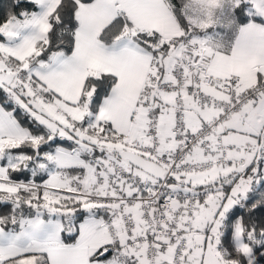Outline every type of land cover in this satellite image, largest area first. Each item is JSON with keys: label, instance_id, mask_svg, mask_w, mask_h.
Masks as SVG:
<instances>
[{"label": "snow or ice", "instance_id": "6c2138e0", "mask_svg": "<svg viewBox=\"0 0 264 264\" xmlns=\"http://www.w3.org/2000/svg\"><path fill=\"white\" fill-rule=\"evenodd\" d=\"M0 264H264V0H2Z\"/></svg>", "mask_w": 264, "mask_h": 264}, {"label": "trees", "instance_id": "16d2710c", "mask_svg": "<svg viewBox=\"0 0 264 264\" xmlns=\"http://www.w3.org/2000/svg\"><path fill=\"white\" fill-rule=\"evenodd\" d=\"M0 2H2V0H0Z\"/></svg>", "mask_w": 264, "mask_h": 264}]
</instances>
